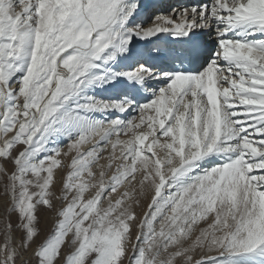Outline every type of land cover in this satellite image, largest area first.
I'll return each mask as SVG.
<instances>
[{"label": "snow or ice", "instance_id": "obj_1", "mask_svg": "<svg viewBox=\"0 0 264 264\" xmlns=\"http://www.w3.org/2000/svg\"><path fill=\"white\" fill-rule=\"evenodd\" d=\"M142 7L0 0V264H264V0Z\"/></svg>", "mask_w": 264, "mask_h": 264}, {"label": "rangeland", "instance_id": "obj_2", "mask_svg": "<svg viewBox=\"0 0 264 264\" xmlns=\"http://www.w3.org/2000/svg\"><path fill=\"white\" fill-rule=\"evenodd\" d=\"M61 143L66 144L67 141L61 140ZM61 159H62V164L64 165V167L62 169L58 168V169L54 170L53 184H54V191H55L57 197H59L61 194V189H62L61 177L66 176V173L69 170L67 165L70 163V160L68 158L61 157ZM56 173H57V175H56ZM0 198H2V197H0ZM55 203H56L57 208H59L61 201L56 200ZM138 211H139V209H138ZM39 215H40V228H41L40 240L42 241L51 233L52 229L54 228L55 215L51 212L44 210V209H41ZM133 235H135V233H133ZM69 239H70V237H69ZM31 263L34 264V261H31Z\"/></svg>", "mask_w": 264, "mask_h": 264}, {"label": "bare ground", "instance_id": "obj_3", "mask_svg": "<svg viewBox=\"0 0 264 264\" xmlns=\"http://www.w3.org/2000/svg\"><path fill=\"white\" fill-rule=\"evenodd\" d=\"M150 0H141V3L142 5L143 4H149ZM176 4V3H175ZM138 20H143V21H147L148 20V14L146 15L145 13L143 14L142 12H140L139 16L137 17ZM90 94H94V95H97V96H106L108 95L109 93L105 90V89H102V88H95L94 91ZM103 162V161H102ZM57 175V173H56ZM0 203H2V198H0ZM30 264L31 261H30Z\"/></svg>", "mask_w": 264, "mask_h": 264}]
</instances>
